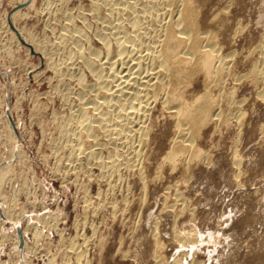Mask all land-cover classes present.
<instances>
[{
	"label": "rangeland",
	"instance_id": "rangeland-1",
	"mask_svg": "<svg viewBox=\"0 0 264 264\" xmlns=\"http://www.w3.org/2000/svg\"><path fill=\"white\" fill-rule=\"evenodd\" d=\"M19 2L0 0V207L5 202L0 208V264H72L65 243H81L82 238H87L83 249L88 264H158L153 237L161 243L163 264L175 259L181 264H264V103L254 99L258 88L245 80L239 84L225 80L221 99H230L226 95L235 88L231 98L245 101L244 118L241 124L231 119L206 129L197 142L204 157L186 173L164 168L155 174L170 134L165 119L155 114L157 127L152 130L159 138L149 142L152 156L143 159L148 165L144 196L136 175L124 170L110 190L92 180L95 171L88 176L66 160L69 152L59 128L76 105L74 82L64 77L67 69L61 58L67 53L52 51L51 62H61L57 71L41 53L27 52L26 45L11 37L13 29L6 19ZM200 2L203 19H226L217 44L223 55L232 53L234 74L245 78L257 58V45L264 41V0ZM89 5L90 0H34L14 25L44 41L46 48L58 44L64 27L75 25L89 40L81 44L95 47L98 40L93 33L101 23ZM235 151L242 159L238 169L231 160ZM180 160L176 158L175 164ZM142 196L145 203L139 206ZM99 199H106V207L91 216ZM109 201L116 202L113 212ZM83 216L89 220L84 222ZM174 236L185 243L179 245Z\"/></svg>",
	"mask_w": 264,
	"mask_h": 264
},
{
	"label": "bare ground",
	"instance_id": "bare-ground-1",
	"mask_svg": "<svg viewBox=\"0 0 264 264\" xmlns=\"http://www.w3.org/2000/svg\"><path fill=\"white\" fill-rule=\"evenodd\" d=\"M20 1L6 19L13 29L11 37L26 45L27 52L41 53L54 70L58 69L61 62H51L52 51L58 49L67 53L61 58L67 69L64 77L69 76L74 82L75 92L72 94L76 105L68 111L66 119H62V126L58 125L60 138L62 135L65 140L64 150L67 152L68 149L69 152L66 153V160L69 164H78L79 170L82 169L85 174L95 171L96 174L90 176L92 180L105 184L110 190L120 182L121 171L124 170L136 175L144 196L145 169L148 165L143 159L151 154L149 142L159 138L158 131L155 130V133L152 130L157 127V119H153L157 114L162 120L165 119L166 130L170 134L165 154L155 164V174L164 168L174 171L179 169L181 173H186L204 157L197 142L203 139L206 129H213L221 123L225 125L231 119L241 124L244 118L241 106L245 101L231 98L235 88L226 95L230 99H221L227 78H232L238 84L245 80L258 88L254 99L264 103V41L257 45V53L254 51L257 58L250 65L247 76L238 77L234 74L232 53L223 55L217 44L226 19L212 16L203 19L198 4L200 0H90L88 9L101 23V28L92 32L99 45L94 47L89 42L81 44L89 40L80 28H74L69 17L67 21H71L72 24L69 23L73 28L64 27L63 33L57 36L58 44L55 47L51 44L50 48H46L44 41L35 40L30 32L14 25V20L21 17V11L29 10L34 4V0ZM22 5V8H17ZM70 24L65 26L70 27ZM208 26L212 28L206 29ZM69 69H75V76L72 70L70 74L73 77L69 74ZM198 87L200 90H196ZM69 94L70 91H67L64 98ZM56 151L59 152L57 148ZM178 157L181 158L180 163L175 164ZM231 160L237 169L242 164L236 151ZM143 196L138 201L139 206L145 203ZM175 197L177 200L179 194H175ZM105 200H100L94 208L90 205L91 216L106 207ZM119 200L125 203L123 197ZM109 203L113 212L116 209L113 203L116 202ZM2 210L4 214L5 209ZM85 216L84 222L89 220V215ZM90 229L92 232L93 228ZM186 238L191 239L187 235ZM86 239H81L82 244L76 240L65 243L69 256L74 260L72 264H88L83 249ZM153 239L155 261L163 264L159 255L161 243ZM174 241L179 245L183 242L182 237L178 236H174ZM178 254L176 256L181 257ZM180 261L175 259L173 264H181Z\"/></svg>",
	"mask_w": 264,
	"mask_h": 264
}]
</instances>
